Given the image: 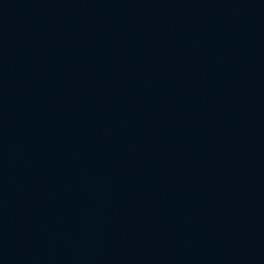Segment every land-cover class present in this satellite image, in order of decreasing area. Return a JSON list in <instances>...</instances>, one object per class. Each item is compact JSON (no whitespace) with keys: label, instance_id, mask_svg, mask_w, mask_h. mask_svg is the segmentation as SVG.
<instances>
[{"label":"water","instance_id":"obj_1","mask_svg":"<svg viewBox=\"0 0 264 264\" xmlns=\"http://www.w3.org/2000/svg\"><path fill=\"white\" fill-rule=\"evenodd\" d=\"M0 264H264V0H0Z\"/></svg>","mask_w":264,"mask_h":264}]
</instances>
